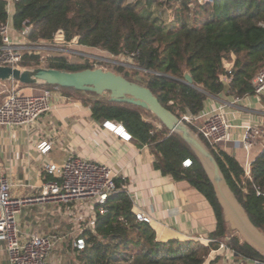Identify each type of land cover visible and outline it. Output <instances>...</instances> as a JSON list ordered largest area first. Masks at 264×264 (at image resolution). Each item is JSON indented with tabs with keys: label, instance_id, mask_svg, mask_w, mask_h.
<instances>
[{
	"label": "trees",
	"instance_id": "1",
	"mask_svg": "<svg viewBox=\"0 0 264 264\" xmlns=\"http://www.w3.org/2000/svg\"><path fill=\"white\" fill-rule=\"evenodd\" d=\"M198 6L201 11H209V5ZM198 8L195 4L194 11ZM189 9L183 2L180 22L166 27L127 0H18L11 15L5 0H0V25L10 18L16 31L29 26L26 38L35 43L52 44L53 34L62 30L67 40L79 36L78 44L85 48H98L114 56L135 52L134 67L58 51H50L46 63L39 61L40 54L24 52L19 65L75 72L93 69L99 62L128 81L147 87L176 116L202 112L208 95L224 92V78L227 96L254 94L253 79L264 66V0H216L200 25L186 18ZM186 71L193 80L191 85L183 81ZM19 84L72 95L90 108L95 121L122 124L135 144L148 147L156 171L187 182L205 198L214 215L215 225L208 235L212 241L207 245L178 239L158 241L150 224L135 219L126 182L117 178L118 190L107 198L104 212H98L95 206L93 226L82 232L85 249L73 248L77 264H203L219 242L238 257L264 259V253L230 228L206 170L189 145L149 110L70 87ZM2 98L0 94V103ZM189 129L205 144L247 217L264 234V151L253 160L247 176L233 156ZM186 160L190 161L188 165L184 164ZM51 178L48 175L46 179Z\"/></svg>",
	"mask_w": 264,
	"mask_h": 264
},
{
	"label": "crops",
	"instance_id": "2",
	"mask_svg": "<svg viewBox=\"0 0 264 264\" xmlns=\"http://www.w3.org/2000/svg\"><path fill=\"white\" fill-rule=\"evenodd\" d=\"M127 3L130 1L127 0ZM12 11L13 7L10 15ZM8 23L12 36L18 35V31L11 26L10 18ZM226 67H230L229 62ZM223 82L227 84L225 78ZM8 84L3 82L2 85L5 88ZM42 89L40 86H18L22 95L39 94ZM227 90L217 96L208 95L202 113L222 107L230 128L227 140L219 148L233 156L248 176L251 163L264 151V91L235 98L227 96ZM247 126H251V144L248 146L243 142ZM43 141L50 145L45 154L37 148ZM70 153L117 171L120 179L126 182L125 189L133 202V211L144 210L150 214V225L158 241L209 238L215 219L205 198L187 182L175 181L156 171L152 166L153 155L146 145H137L132 139L126 141L95 121L90 108L78 99L55 91L51 109L40 115L32 125L0 126V176L11 179V193L15 197L37 194L48 176L43 164L63 163ZM66 212L61 213L62 219ZM19 222L22 231H32L20 217ZM0 256L4 260L0 259V264H7L2 243ZM213 256L212 264H250V260L238 257L231 250L219 249Z\"/></svg>",
	"mask_w": 264,
	"mask_h": 264
},
{
	"label": "built area",
	"instance_id": "3",
	"mask_svg": "<svg viewBox=\"0 0 264 264\" xmlns=\"http://www.w3.org/2000/svg\"><path fill=\"white\" fill-rule=\"evenodd\" d=\"M17 1L5 0V8L8 14ZM214 1L216 0H134L129 4L135 9L141 7V9L150 12L161 24L171 27L182 19L183 2L190 8L185 12L186 18L189 20L195 12V4L204 6ZM29 30L30 27L25 25L18 31V35L13 37L8 20L0 25L2 41L0 44V64L19 67L24 52L40 54L39 61L43 63L49 57L50 51L63 52L61 50L68 48L72 43H78L79 39V36H73L67 40L64 32L57 30L53 34L52 44L35 43L26 38ZM99 50L104 53L100 54L103 57L99 55L91 57L98 61L123 66L132 63L131 60L135 53L125 52L114 56L107 51ZM43 52L47 55L43 56L41 54ZM124 57L126 58L124 59ZM96 63L99 64V62ZM95 66L105 70L103 66L97 64ZM129 67L134 66L130 65ZM19 85L15 81H10L4 88V95L0 103V126L7 128L30 126L40 115L51 109V100L55 95V91L45 88L39 94L22 95L18 91ZM253 85L255 94H261L264 91V66L255 75ZM178 117L213 147H219L227 140L230 124L223 113L222 107L208 113L200 112L195 115L181 112ZM102 124L122 139L131 140V135L122 124L117 122L111 124L108 121ZM250 137L251 126H247L243 135V142L247 146L251 144ZM37 148L42 154H45L49 151L50 145L43 141L37 145ZM189 163V160L184 162L185 165ZM43 169L52 178L41 183L37 194L27 197L13 196L11 193V187L13 186L11 179L7 176H0V243L4 245L7 264H52L49 261L50 253L56 243L62 239V236L56 232L46 235L38 231H22L19 216L24 206L47 203L67 205L71 202L83 203L87 201L90 203L89 206L94 217V207L96 206L97 211L103 213L107 198L118 190L116 179L120 177L117 171L105 164L97 163L73 153H70L64 162L60 164L45 162ZM256 191L257 194H260L258 190ZM135 219L148 224L151 222L150 214L144 210L136 211ZM84 229L81 227L72 240V247L78 251L86 247L85 238L82 236ZM196 241L207 245L212 239L198 237ZM219 249L231 250L224 242H219L218 247L210 251L203 264H212L213 255ZM250 264H264V259H251Z\"/></svg>",
	"mask_w": 264,
	"mask_h": 264
},
{
	"label": "water",
	"instance_id": "4",
	"mask_svg": "<svg viewBox=\"0 0 264 264\" xmlns=\"http://www.w3.org/2000/svg\"><path fill=\"white\" fill-rule=\"evenodd\" d=\"M0 81L70 87L102 96L108 95L112 101L127 102L149 110L170 132L178 134L195 153L212 183L215 195L223 208L225 220L246 242L264 253V234L247 217L210 151L200 138L178 116L165 108L147 87L130 82L123 76L100 67L69 72L45 66L20 68L0 64ZM183 81L190 85L193 83L189 72L184 73ZM223 83L225 91L228 85Z\"/></svg>",
	"mask_w": 264,
	"mask_h": 264
},
{
	"label": "rangeland",
	"instance_id": "5",
	"mask_svg": "<svg viewBox=\"0 0 264 264\" xmlns=\"http://www.w3.org/2000/svg\"><path fill=\"white\" fill-rule=\"evenodd\" d=\"M128 1L131 2L132 0H128ZM198 7L199 6L197 5V8ZM208 7L210 11L212 7V3L209 4ZM232 8L233 6L231 5L229 9L232 10ZM139 9H141V7H139ZM196 11L192 14V16H190L189 20L191 23L194 22L195 25H200L208 17L209 11L208 12L204 10L201 11L200 8L196 9ZM61 51L65 53H78L82 55L85 54L84 56H88V57H91L93 55L102 56L100 54H104L98 48H92V49L85 48L84 46H80L77 42L72 43L71 45L68 46V48ZM41 54L43 56L47 55V53L44 52ZM68 57L70 58V56ZM125 58L126 57H124V59ZM95 64H97L98 66H103L105 70H108L107 65H101L98 63ZM129 64L131 66H134L132 63ZM129 64L127 67L130 66ZM19 67L24 68L20 65ZM2 84L3 82L0 81V94H2L3 97L4 86ZM53 91H58V90H53ZM89 204H90L89 202L84 201L83 203L71 202L67 205L48 203L45 204V206H40V205H32L29 207L24 206L19 217L21 218V221H24L31 228L30 230L32 231H38L39 233H43L46 235H51L52 233L56 232L57 234L62 236V239L56 243L55 247L50 253L49 261L52 264H77L74 249L72 247V240L78 234L79 229L81 227L90 228L92 226L93 213L91 212V208ZM66 210L67 212L64 214V218L62 219L61 213L63 214ZM69 210H71L72 212L69 213ZM24 213L26 214L23 215ZM27 215L28 216L30 215V217L28 218ZM230 228L233 229L231 226ZM233 231L242 238V236L235 229H233ZM0 259L2 260V262H4L2 256H0Z\"/></svg>",
	"mask_w": 264,
	"mask_h": 264
},
{
	"label": "bare ground",
	"instance_id": "6",
	"mask_svg": "<svg viewBox=\"0 0 264 264\" xmlns=\"http://www.w3.org/2000/svg\"><path fill=\"white\" fill-rule=\"evenodd\" d=\"M112 127V125H110Z\"/></svg>",
	"mask_w": 264,
	"mask_h": 264
}]
</instances>
